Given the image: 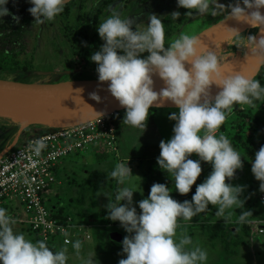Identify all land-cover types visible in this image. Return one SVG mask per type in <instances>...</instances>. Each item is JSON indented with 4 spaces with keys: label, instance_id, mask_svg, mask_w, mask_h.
Masks as SVG:
<instances>
[{
    "label": "clouds",
    "instance_id": "9594fccd",
    "mask_svg": "<svg viewBox=\"0 0 264 264\" xmlns=\"http://www.w3.org/2000/svg\"><path fill=\"white\" fill-rule=\"evenodd\" d=\"M8 2L0 0V18L12 15L19 22L6 7ZM242 2L243 7L241 0L226 7L218 0H177V6L212 16L227 13L228 18L258 28L262 34L258 40L255 36L244 38L235 28H230V32L237 41L233 45L264 53V14L260 11L264 0ZM29 3L32 7L28 12L35 22L43 23L62 13L66 0H29ZM171 16L178 19L180 13L173 12ZM148 21L145 30L137 27L133 30L131 18L122 19L118 14L105 18L97 28L104 43L90 60L97 65L98 81L108 82L107 91L126 109L123 124L144 131L154 105L159 107L171 101L178 108V112L168 117L175 121L173 135L167 142H160L156 163L174 178L175 191L186 195L195 184V193L191 201L179 202L172 198L168 186L154 183L148 196L137 202L141 210L138 213L133 206V194L139 191L143 195V190L131 185L134 175L128 162L117 163L110 176L118 185L126 186L118 188L115 202L107 196L106 218L119 221L128 233L121 242L126 258L118 264H207V250L194 243L186 230L178 234L177 220L191 221L205 213L209 205L217 206L215 215L225 221L231 219L233 209H243L245 201L241 195L245 186L225 182L231 181L236 171L242 169V155L225 135H217V131L234 105H251L264 97V86L239 73L224 75L221 66L228 56L202 46L195 35L181 34L166 47L161 18L149 14ZM154 76L165 84L159 92L154 90ZM213 85L220 89L214 97L210 93ZM90 95L100 102L99 95ZM94 114L99 119L105 115L96 111ZM30 148L39 156L47 144L37 139ZM193 153L199 159H190ZM201 161L211 163L212 171L203 182L196 184L202 173ZM251 172L260 181L259 190L264 192V146L255 153ZM251 216V211L244 210L238 222L245 223ZM14 224L7 209L0 207V264H67L66 248L54 250L46 241H33L24 233L14 231ZM72 247L80 264H97L95 253L81 255L80 240H75Z\"/></svg>",
    "mask_w": 264,
    "mask_h": 264
},
{
    "label": "rangeland",
    "instance_id": "374dc122",
    "mask_svg": "<svg viewBox=\"0 0 264 264\" xmlns=\"http://www.w3.org/2000/svg\"><path fill=\"white\" fill-rule=\"evenodd\" d=\"M235 2L236 0H218V3H222L226 7ZM66 5L70 6L69 12L65 10ZM65 6L64 11L53 20L43 23L36 22L27 29L23 37L24 47L17 51L18 56H16L17 60L22 64H12L3 69L0 68V78L38 84L98 80L96 69L88 63L91 62L90 56L98 51L104 43L98 35L97 28L105 18L113 14H118L122 19H133V30L136 27L140 30H145L149 23V14H156L163 21L173 12H190L191 14L185 17L183 24L174 22V33L165 43L166 47L168 46L167 44L173 42L181 34L197 36L216 24L233 19L231 17L228 18L227 13L212 16L210 14H198L194 9L180 8L177 6V0H66ZM6 7L10 13H15V10L9 4ZM241 7H243L242 0ZM101 8L102 11L100 10ZM97 14H99V24L94 26L93 20ZM80 15L86 18L83 16V18H79ZM3 18H0V21ZM87 18L89 22H86ZM86 26L90 30L85 38V35L80 36V33H82ZM241 35L244 38L248 36L256 37V31H246ZM233 40L234 43H237L235 37ZM251 52V48L249 47L240 48L235 46L232 51L226 52L225 55L242 54L249 59ZM152 109H155V120H153L154 117H149L144 131L130 125L124 128L121 143L122 154L120 157L114 155L108 156L104 154L106 153L105 151L100 150L96 152L94 151V147H90L87 150L79 151L62 159L60 168L63 167V174L60 176V182L52 192V197L47 202V205L58 210L66 209L71 212L70 215L74 218L78 214L80 216L79 219L86 220L89 217L92 218L93 215L85 211V209L89 208V204L85 205L86 203H84L82 209L76 207L75 204L84 201V195L87 194L86 191L91 190V188H87L88 185L100 184L105 187L108 182L112 181L110 176L111 171L117 163L126 164V159L130 160L128 164L132 172L146 174L147 183H151L153 177H158L159 168L156 161L161 150L160 148L153 150L152 146L160 145L161 134L158 132L156 121H158V112L160 111V114L163 115L166 114V110H158L159 108ZM173 111H169V113ZM122 116V111L115 114V122L117 120L120 121ZM256 116H264V97L255 105H234L225 123L217 131V135L223 134L227 138L229 137L228 139L233 138L236 133L238 119L245 120L246 125L243 129H248L252 124L251 119ZM10 125L17 127L14 128V126ZM47 128L44 126H29L24 129L22 137L30 138L36 130L44 131ZM19 129L20 125L0 117V150L3 141L8 138L9 132L12 135L14 134L12 130H16L17 133ZM170 138L168 131L167 140ZM232 146L239 152L233 143ZM193 154L196 155L195 153ZM100 156H107L106 162H99ZM202 162L201 168L206 178L212 171V165L209 162ZM245 169L244 176L241 179H237L240 174V169H238L231 181L227 179L225 181L233 185L245 186L241 195V199L245 201L243 209H233L230 220L225 221L217 217L215 215L217 206L214 205H210L205 213L193 217L191 221H186L183 218H178L177 220L179 225L177 229L178 234L186 230L189 236L193 235L192 239H194V243L199 244L207 250V264H264V234L261 232V229H264V201L261 200L264 194L261 195V191L259 190L260 182L255 179L251 172V167L249 169L245 167ZM162 178H157L159 183ZM170 195L176 200L172 192ZM92 206L96 209L94 212L98 215L100 213L104 216L107 215V209L104 207H99L96 204ZM11 210L12 207L8 206V212ZM244 210L251 211L252 216L248 218L247 222L239 223V214ZM209 227L216 229L221 227L222 235L229 232L231 235L229 245L225 244L221 240V237L217 239L209 237L206 234ZM19 230L33 241L42 240L40 235L32 231L27 230L28 232H26L21 228ZM109 243L114 247L113 249L116 252H111L105 246H100L104 252L112 254H110V260L107 261L103 259L102 255H95L97 264H118L120 259L126 258V254L122 253V245L120 246L112 241H109ZM226 245L231 252L225 250ZM106 247L110 248L109 244Z\"/></svg>",
    "mask_w": 264,
    "mask_h": 264
},
{
    "label": "built area",
    "instance_id": "2783aa9c",
    "mask_svg": "<svg viewBox=\"0 0 264 264\" xmlns=\"http://www.w3.org/2000/svg\"><path fill=\"white\" fill-rule=\"evenodd\" d=\"M114 116L76 126L36 130L30 138H23L21 134L17 143L0 157V207L7 211L8 206L12 207L8 213L15 224L40 235L47 243L57 238L66 244L71 242L70 219L65 215L58 217L56 208L47 205L58 181L61 160L90 147L96 152L107 150L120 157L121 144ZM16 134L0 153L12 145ZM37 139L47 144L39 156L30 148Z\"/></svg>",
    "mask_w": 264,
    "mask_h": 264
},
{
    "label": "water",
    "instance_id": "95a60500",
    "mask_svg": "<svg viewBox=\"0 0 264 264\" xmlns=\"http://www.w3.org/2000/svg\"><path fill=\"white\" fill-rule=\"evenodd\" d=\"M260 11L264 14V8ZM230 28L237 29L240 34L257 29V40L262 35L258 28H253L251 25L233 18L206 29L197 37L202 46L208 47L216 41L233 37ZM263 66L264 53L251 52L250 58L246 60L245 70L240 74L255 79ZM153 80L155 91L159 92L161 88L165 87L164 82L158 76H154ZM107 86L108 82L101 83L98 80L38 84L0 78V108L12 109L26 119V123L20 125L12 145L4 149L0 153V157L17 143L24 129L29 126L48 128L76 126L99 118L95 116L94 111L104 112V116H108L126 110L115 98L103 94L104 90H107ZM219 91L220 89L215 85L210 89L212 97ZM92 93L99 95L100 102L91 99L90 94ZM152 108L178 109L171 101H165L159 107L154 105ZM112 240L121 245L122 235L114 232Z\"/></svg>",
    "mask_w": 264,
    "mask_h": 264
},
{
    "label": "trees",
    "instance_id": "16d2710c",
    "mask_svg": "<svg viewBox=\"0 0 264 264\" xmlns=\"http://www.w3.org/2000/svg\"><path fill=\"white\" fill-rule=\"evenodd\" d=\"M8 4L15 10L14 15L19 18V22L14 21L12 19V15L4 16V18L0 21V68H6L9 67L12 64H22L19 60H17L16 56H18L17 51L20 48H23V37L31 26H33L35 22V18L31 16V14L28 12V9L32 7V5L29 3V0H9ZM65 10L69 12L70 6L66 5ZM102 11V8L100 9ZM180 13V12H179ZM172 14V13H171ZM168 15L162 23H164L165 27V43L170 39V37L174 33V22L179 24H183L185 22V17L189 16L186 11H182L180 13V17L178 19H173L172 16ZM83 15H80L79 18H83ZM86 18V17H84ZM86 22H89L88 18L86 19ZM99 24V14H97L93 20V25L96 26ZM90 28L86 26L85 29H83L82 33H80V36L88 35ZM144 56L148 55L147 53L143 54ZM90 66L94 67L96 69L97 65L94 62L88 63ZM255 80H258L262 86H264V66L262 67L259 75L255 78ZM260 100V99H259ZM259 100H254L253 105L257 104ZM155 109H150V115L149 117L153 118L155 120L156 113L154 112ZM157 110V109H156ZM158 110H166V113L169 111H173L175 109H168V108H159ZM123 116L120 121H116L117 128H118V134H119V139H120V144L122 143V133L125 127L129 126L126 124H123V119L125 116L126 110L122 111ZM154 112V113H153ZM161 112L159 111L158 114ZM154 115V116H153ZM239 120V121H238ZM237 124H236V133L234 137L232 138L231 135H229L231 138L229 139L231 143L239 150L241 153L242 157V163L243 165H251V162L254 161L255 159V153L259 151L261 146H264V116H256L251 119V127L248 129H243V127L246 125L245 120L243 119H238ZM14 126L16 128L17 126L15 125H10ZM18 129V128H17ZM14 131V134H16V130ZM9 132L8 134V140L13 139V135ZM229 138V137H228ZM2 139V137H1ZM6 139V140H7ZM3 141V145L1 150L5 147L7 144L8 140ZM159 146H152L153 150L159 149ZM0 150V151H1ZM104 153L105 155H112L109 153L107 150ZM103 153V152H102ZM113 156V155H112ZM108 157L107 156H100L99 161H104ZM190 159L197 160L199 157L197 155L192 154ZM246 158V159H245ZM203 162L201 161V164ZM157 164V163H156ZM159 168V166L157 165ZM158 177H163L161 179V184H165L168 186L171 190L174 196L176 197V200L179 202H183L184 200H189L191 201L192 195L195 193V188L196 185L194 184L192 187V190L186 194V195H181L177 191H175V181L174 178L171 176V174H168L166 171L161 170L159 168V171L157 173ZM158 177H153L151 183H159ZM147 178V176H146ZM205 174L202 171L200 177H198L196 184H199L205 180ZM151 183H147V194H149ZM117 186V185H116ZM114 187V193L116 194L117 187ZM115 202V198H114ZM210 207V205H209ZM58 212V211H57ZM60 218H62V214L58 212ZM67 218V216H66ZM221 227H218V229L214 227H209L207 229V233L209 237L217 239L221 237L225 244L229 245L231 242V235L229 232H226L225 234L221 233ZM249 233V231H248ZM192 238V234L190 235ZM227 245L225 246V250L227 252H231Z\"/></svg>",
    "mask_w": 264,
    "mask_h": 264
},
{
    "label": "crops",
    "instance_id": "0c3cea01",
    "mask_svg": "<svg viewBox=\"0 0 264 264\" xmlns=\"http://www.w3.org/2000/svg\"><path fill=\"white\" fill-rule=\"evenodd\" d=\"M175 110H178V109H175ZM173 112H178V111H173ZM173 112H170V113L168 112V113L163 114V115L158 114V121H156V124L158 125V132H160V134H161L160 141H162V140H164L165 142L168 141L167 140V132L168 131L170 133V137H172V135H173V127H174L175 121L168 119L169 115ZM124 139H126V138H124ZM129 161H130L129 159H126V163ZM99 162L103 163V161H99ZM104 162H106V161L104 160ZM245 167H247L249 169L251 167V165H243L242 169H240V174L238 175L237 179H241L244 176ZM62 169H63V167L58 170V181L50 193V199L52 197V192L55 190L56 186L60 182V176L63 174ZM238 173H239V171H238ZM133 175L134 176L131 178V185L137 189L140 187L143 190V195H141V193L139 191L134 192V194H133V206H136L137 212H139L141 210L138 208L137 202L148 196L147 190H146L147 189V178H146V174H144V173L141 174L140 172H133ZM111 180L112 181L108 182L105 187L103 185H100V184L99 185H94V184L88 185L87 188L89 187V188H91V190H87L86 195L83 194L84 198H85L84 201L75 204L76 207H79L80 209H82V206H84V203H86L85 205L89 204L90 205L89 208L85 209V211L88 212L89 214L93 215L92 218L89 217L90 219L88 218L86 220H83L81 218L79 219V217H80L79 214H78V216H76V218H74L72 215H70L71 214L70 211H68L66 209H64V210L59 209L58 210L56 208V211L60 212L62 215L67 216L72 223V228H71V231L69 233V238H70L71 242L69 244H66L62 239L57 238V239H55V240H53L47 244L50 248H52L54 250H60L61 248H66L67 254L69 256V260H68L67 264H80V260L76 256L75 250L72 247V243L75 240H80L82 242V249H81V255L82 256H86L88 253H95L96 255L97 254L102 255L103 259L105 261H107V260H110V254H112V253L104 252L100 248V246H102V247L105 246V248L107 250H109L111 252H116V250L113 249L114 247H112L109 243V241H112L114 243V241L112 240V234L114 232L120 233L122 235V240H123L125 235H128V234H126L124 229L121 227L119 221H111V220L106 218L107 215L104 216L102 213H100L98 215L97 213L94 212L96 209L92 206L93 204H96L99 207H104L105 209H107L106 205L109 203V198L112 200V202H114V198L116 195L114 193L115 192L114 187L117 185L116 187L118 190L119 187L126 186V185H118L116 179H114L112 177H111ZM117 190H116V192H117ZM262 194H264V192H261V195ZM263 196L264 195H262V197ZM262 197H261V200H262ZM121 203H125V202L121 201ZM13 227H14V231H16L18 233H22L19 230V228L28 232L27 229L24 228V226L14 224ZM17 227H19V228H17ZM263 234H264V232H263ZM40 238L42 239L41 236H40ZM42 241H44V240L42 239ZM193 241H194V239H193ZM196 242H197V240H196ZM108 244H109L110 248L106 247V246H108Z\"/></svg>",
    "mask_w": 264,
    "mask_h": 264
},
{
    "label": "bare ground",
    "instance_id": "6f19581e",
    "mask_svg": "<svg viewBox=\"0 0 264 264\" xmlns=\"http://www.w3.org/2000/svg\"><path fill=\"white\" fill-rule=\"evenodd\" d=\"M255 31H256V36H257L258 30L256 29ZM233 38L234 37H230V38H225V39L216 41L207 47L210 50L216 51L217 54L220 53L222 56H228L226 61L222 62L221 71L223 74H235V73L240 74L245 70V65H246V60H247L245 55H242V54L225 55L226 52L232 51L236 46V45H233L235 44ZM225 40H227L229 43ZM103 94L107 97H112L111 94L107 90H104ZM0 117L6 119L9 122L17 124V125H23L24 123H26V119L20 113L12 109H9V108L1 107Z\"/></svg>",
    "mask_w": 264,
    "mask_h": 264
}]
</instances>
